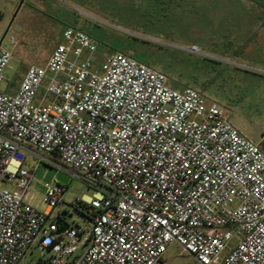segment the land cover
<instances>
[{"label": "built area", "instance_id": "obj_1", "mask_svg": "<svg viewBox=\"0 0 264 264\" xmlns=\"http://www.w3.org/2000/svg\"><path fill=\"white\" fill-rule=\"evenodd\" d=\"M96 51L65 28L44 66L0 90V264L34 248L48 254L38 264H167L174 243L198 264H264L261 145L223 106L127 54L94 71ZM12 58L0 43V85ZM30 153L95 188L69 205L86 225L59 233L63 187L46 186L45 211L26 200Z\"/></svg>", "mask_w": 264, "mask_h": 264}, {"label": "rangeland", "instance_id": "obj_2", "mask_svg": "<svg viewBox=\"0 0 264 264\" xmlns=\"http://www.w3.org/2000/svg\"><path fill=\"white\" fill-rule=\"evenodd\" d=\"M68 27L93 39L94 71L101 73L112 54H127L163 74L170 87L193 89L223 106L264 151V0H0V43L13 52L0 90L14 94L31 65L44 66ZM12 38L19 43L15 49ZM34 167L29 195L35 207L46 210L47 185L63 187L58 213H66L71 226L86 225L69 205L93 197L95 188L27 154L24 168ZM47 259L34 248L20 264ZM164 259L198 264L176 243Z\"/></svg>", "mask_w": 264, "mask_h": 264}, {"label": "water", "instance_id": "obj_3", "mask_svg": "<svg viewBox=\"0 0 264 264\" xmlns=\"http://www.w3.org/2000/svg\"><path fill=\"white\" fill-rule=\"evenodd\" d=\"M23 4V1L21 2L20 6ZM64 217H65V214H62L61 217H59V219L57 220V224L59 226H62L60 229H59V233H62L64 232V230L66 229L67 227V223L64 221Z\"/></svg>", "mask_w": 264, "mask_h": 264}, {"label": "crops", "instance_id": "obj_4", "mask_svg": "<svg viewBox=\"0 0 264 264\" xmlns=\"http://www.w3.org/2000/svg\"><path fill=\"white\" fill-rule=\"evenodd\" d=\"M56 47V46H55ZM46 63V62H45ZM17 88L18 87H16L15 89L17 90ZM30 188H31V186H30ZM30 190V189H29ZM29 190H28V193H27V196H26V200L30 203V204H32L33 206H35L34 205V201H33V197H31L30 195H29ZM60 214H63V213H60Z\"/></svg>", "mask_w": 264, "mask_h": 264}]
</instances>
